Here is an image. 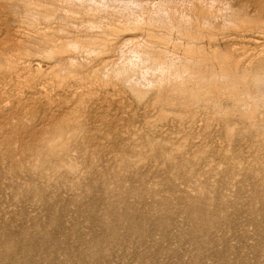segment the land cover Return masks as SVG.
Returning <instances> with one entry per match:
<instances>
[{
  "label": "rangeland",
  "instance_id": "1",
  "mask_svg": "<svg viewBox=\"0 0 264 264\" xmlns=\"http://www.w3.org/2000/svg\"><path fill=\"white\" fill-rule=\"evenodd\" d=\"M0 264H264V0H0Z\"/></svg>",
  "mask_w": 264,
  "mask_h": 264
}]
</instances>
